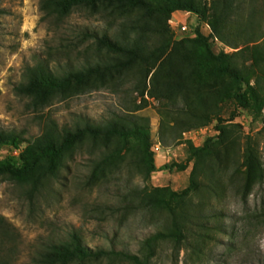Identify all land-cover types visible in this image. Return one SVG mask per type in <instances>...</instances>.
Masks as SVG:
<instances>
[{"label": "rangeland", "instance_id": "obj_1", "mask_svg": "<svg viewBox=\"0 0 264 264\" xmlns=\"http://www.w3.org/2000/svg\"><path fill=\"white\" fill-rule=\"evenodd\" d=\"M147 1L149 9L106 8L96 13L73 9L59 28L50 30L51 20L42 16L39 0H0V130L13 131L20 138L16 148L0 146V160L16 157L46 118L58 126L82 121L137 124L146 130L150 144L156 139L169 149L152 153L156 169L147 175L138 142L85 140L63 155L56 175L30 201L24 186L0 173V256H6L8 264H31V256L42 244L64 239L71 231L88 248L139 255L142 240L167 227L170 220L164 209L145 206L147 193L154 187L184 188L192 162L187 159V146H201L206 139L209 144L200 157L197 188L177 212L183 239L156 242L148 264H264V106L258 111L252 106L236 107L229 75L220 72L219 62L206 57L202 46L191 40L195 31L206 37L211 52L226 54V66L247 80L257 98L264 99V0H182L205 7L208 16H218L221 37L214 41L209 23L196 13L177 11L174 17L190 30L172 33L174 44L160 65H134L104 85L53 99L37 112L27 109L26 99L11 91L24 63L30 64L46 43L76 42L78 30L105 33L145 50L155 45L166 27L171 30L162 12L169 0ZM92 43L85 40L78 48L92 50ZM181 93L189 98L185 105L196 111L202 103L209 113L206 133L192 141L183 140L181 132L201 125L189 121L192 125L184 126L183 114L188 117L189 112ZM214 125L224 128V142L209 135ZM245 146L258 157L262 179L243 200L240 162ZM103 157L108 164L94 171L95 180L87 185L92 164ZM169 162L186 166L160 169ZM83 264L128 263L109 256Z\"/></svg>", "mask_w": 264, "mask_h": 264}, {"label": "trees", "instance_id": "obj_2", "mask_svg": "<svg viewBox=\"0 0 264 264\" xmlns=\"http://www.w3.org/2000/svg\"><path fill=\"white\" fill-rule=\"evenodd\" d=\"M168 6L162 10L164 19H168L177 11H191L196 13L200 19L207 20L210 27L211 37H221L218 28L219 17L214 14L208 16L205 7H197L187 1L169 0ZM40 12L43 17L50 18L52 28L57 29L73 9L96 13L106 8L135 7L149 9L147 0H39ZM113 7V8H112ZM172 30L165 28L164 36L158 38L155 45L149 48L139 47L136 44H123L111 39L105 33L97 35L87 30H78L76 42L70 40L65 43L59 42L55 45L45 44L43 50L33 57L32 62L24 63L19 74V80L11 87L15 96L26 99L25 106L33 112H37L48 106L53 99L69 97L92 88L104 85L113 75L126 70L134 65H145L146 67L158 62L169 55L167 50L174 44ZM92 39L93 49L86 48L79 50L78 45L85 40ZM191 40L201 45L206 57L219 62L218 69L229 75L232 85V97L236 107L245 108L252 106L259 110L264 106V99H259L252 93L251 87L243 76L226 66V54L219 52L213 54L210 50L206 37L195 31ZM87 51H90L89 54ZM166 54V55H165ZM148 68L144 76L147 74ZM242 83L245 87H242ZM175 84L174 86H176ZM167 89V88H166ZM172 89V88H171ZM179 89V88H177ZM180 89L182 87L180 86ZM142 96L143 89L139 91ZM185 93V92H184ZM181 93L185 110L189 113L183 114L184 126L205 125L209 119V113L205 111L204 105L198 103L196 111L192 110L188 97ZM199 99V98H197ZM190 114V116H189ZM188 121V122H186ZM218 130L216 134L224 142L225 130L220 125H214ZM102 139H112L116 144H124L127 141L138 142L141 145L145 173L155 170L152 152L149 150L150 142L147 132L140 125L132 124L125 126L115 121L105 123H91L82 121L72 126H58L50 118H46L38 134L32 136L16 157H5L0 160V173L6 179L24 186V196L30 201L41 191L49 178L56 175L61 165V158L69 153L74 147L81 145L85 140L96 143ZM20 138L13 131L0 130V146L10 145L16 148ZM209 140H204L201 146H187V159L191 160V168L188 175V184L179 191H173L164 187H154L149 190L145 197V206L150 208L164 209L170 216L169 224L142 240L139 255L113 250L91 249L84 245L80 236L71 231L66 238L56 241L45 242L40 248L34 251L30 258L31 264H83L86 261L96 260L101 257L116 256L128 264H148L153 254V245L158 241L170 240L178 243L183 239L180 217L177 215L182 204L198 185L200 168V157L208 147ZM107 157H103L92 164L91 174L86 179L90 185L95 180L94 171L101 170L108 163ZM185 163L169 162L160 166V169L182 170ZM240 166V191L242 199L250 191L253 184L262 179V169L258 157L253 149L245 146L241 154ZM161 191H165L162 195ZM2 237L6 232L1 230ZM6 256H0V264H8Z\"/></svg>", "mask_w": 264, "mask_h": 264}, {"label": "built area", "instance_id": "obj_3", "mask_svg": "<svg viewBox=\"0 0 264 264\" xmlns=\"http://www.w3.org/2000/svg\"><path fill=\"white\" fill-rule=\"evenodd\" d=\"M184 13L189 14V12H186V11H184ZM167 23L170 25V28H171L172 32L175 33V34L176 33H183V32H186V31H189L190 30L188 24H186L185 22H181L179 19H177L174 16L168 18ZM171 24H173L174 26H172ZM197 25L198 24L195 21L193 23V27L196 29ZM208 32L210 33V30ZM213 39H214V41H216V39H215L214 36H213ZM207 126L208 125H204V126H201V127L190 128V129L184 130V131L181 132V137H182L183 140H190V141H192L196 136L205 134L206 131H207ZM217 133H218V130L215 129V128H212V132L209 135H216ZM149 150L152 153H158V152H162V151L164 153H167L169 149L163 147L160 144V142L155 139L150 144Z\"/></svg>", "mask_w": 264, "mask_h": 264}, {"label": "crops", "instance_id": "obj_4", "mask_svg": "<svg viewBox=\"0 0 264 264\" xmlns=\"http://www.w3.org/2000/svg\"><path fill=\"white\" fill-rule=\"evenodd\" d=\"M159 153H161V154H162V152H159Z\"/></svg>", "mask_w": 264, "mask_h": 264}]
</instances>
